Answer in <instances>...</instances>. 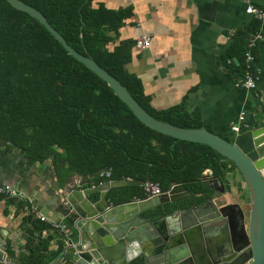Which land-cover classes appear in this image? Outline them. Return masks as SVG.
I'll list each match as a JSON object with an SVG mask.
<instances>
[{
  "label": "trees",
  "instance_id": "16d2710c",
  "mask_svg": "<svg viewBox=\"0 0 264 264\" xmlns=\"http://www.w3.org/2000/svg\"><path fill=\"white\" fill-rule=\"evenodd\" d=\"M21 1L39 10L71 47L119 80L154 118L180 128H200L183 105L152 108L142 81L128 71L136 40L115 41L131 15L129 9L109 10L95 0ZM235 38L244 74L248 37L238 32ZM0 139L22 147L28 162L53 160L57 170L87 175L109 168L108 178L103 174L91 180L94 186L138 179L156 183L165 192L181 184L192 193L181 208L210 198L212 191L198 178L204 169L212 168L214 177L225 181L229 163L208 145L145 126L106 82L69 55L36 19L6 0H0ZM108 198L117 204L144 198V192L142 186L123 185L112 188ZM46 249L42 242L21 256L20 264H46Z\"/></svg>",
  "mask_w": 264,
  "mask_h": 264
},
{
  "label": "crops",
  "instance_id": "0c3cea01",
  "mask_svg": "<svg viewBox=\"0 0 264 264\" xmlns=\"http://www.w3.org/2000/svg\"><path fill=\"white\" fill-rule=\"evenodd\" d=\"M94 2L109 10L131 11L118 31L116 44L141 36L150 38L147 49L133 48L127 69L142 81L152 108L164 110L183 105L200 128L237 141L248 150L246 126L256 123L264 114V30L245 9L251 4L264 10V0ZM238 32L248 37L246 50L249 40L262 32V39L249 49L255 76L254 85L249 88L242 86L241 58L233 47ZM233 126H238L237 132ZM26 158L22 147L0 139V183L24 191L45 217L69 226L56 211L60 187L76 182L81 175L72 170H57L51 159L31 163ZM222 184L229 206L225 210L227 221L222 223L225 227H220V233L213 232L216 234L212 241L234 243L245 233L249 204L243 180L231 162ZM98 197L94 193L89 199L95 202ZM20 202L23 201L0 195V238H5V250L14 258L13 264H20L21 256L30 255L45 242L47 264L56 254L60 232L43 229L45 224L31 217L26 205L23 207Z\"/></svg>",
  "mask_w": 264,
  "mask_h": 264
},
{
  "label": "water",
  "instance_id": "95a60500",
  "mask_svg": "<svg viewBox=\"0 0 264 264\" xmlns=\"http://www.w3.org/2000/svg\"><path fill=\"white\" fill-rule=\"evenodd\" d=\"M13 8L36 19L78 62L83 64L127 105L145 126L179 140L208 145L238 170L248 193L246 230L237 242L218 241L213 232L225 227L227 193L212 168L199 180L211 191L201 204L181 208L192 197L183 185L173 184L161 196L114 204L108 192L123 185L143 186L138 179H117L91 187V180L109 171L81 175L60 187L56 211L71 227L60 233L55 256L47 264H264V114L246 126L248 150L204 128H180L154 118L114 76L94 59L84 56L60 35L47 18L21 0H6ZM28 160V158H26ZM208 171V173H204ZM24 184H20L23 187ZM98 193L92 202L91 194ZM0 238V264H13Z\"/></svg>",
  "mask_w": 264,
  "mask_h": 264
},
{
  "label": "built area",
  "instance_id": "2783aa9c",
  "mask_svg": "<svg viewBox=\"0 0 264 264\" xmlns=\"http://www.w3.org/2000/svg\"><path fill=\"white\" fill-rule=\"evenodd\" d=\"M245 11L252 15L258 22L260 30H264V10H261L259 8L254 7L251 4H248L246 6ZM262 39V32H257L248 42L247 45V51L245 53V72H244V78H243V84L242 86L245 88L253 87L255 76L252 74L251 70L253 67V58L249 52V49L253 48L258 40ZM150 44V38L148 36H141L136 39L135 47L139 50H144L149 47ZM243 118L241 117L240 120ZM233 131H238V126H233ZM105 177H109V173H105ZM103 184V183H100ZM99 184V185H100ZM92 188L95 187L94 185L91 186ZM143 192H144V198H150L155 196H161L163 194V191L160 189L159 185L152 182H145L142 186ZM0 195L4 197L9 198H16L19 200H22L26 203L27 207V213L33 217L34 219L39 220L40 222H43L45 224H48L50 226V229L58 231L62 234L68 235L70 234V227L62 224V223H56L54 221L49 220L47 217H45L41 212L39 207L29 198L28 194L24 191L14 188L10 186L9 184L0 183Z\"/></svg>",
  "mask_w": 264,
  "mask_h": 264
}]
</instances>
